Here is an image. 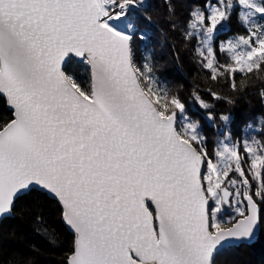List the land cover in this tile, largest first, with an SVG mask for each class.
<instances>
[{
	"label": "snow or ice",
	"instance_id": "1",
	"mask_svg": "<svg viewBox=\"0 0 264 264\" xmlns=\"http://www.w3.org/2000/svg\"><path fill=\"white\" fill-rule=\"evenodd\" d=\"M131 2L0 0V94L14 109L0 127V215L39 188L74 231L67 264H200L206 245L251 237L264 174L233 227L213 222L207 152L141 87L131 37L112 23ZM73 58L91 68L88 91L62 70Z\"/></svg>",
	"mask_w": 264,
	"mask_h": 264
},
{
	"label": "trees",
	"instance_id": "2",
	"mask_svg": "<svg viewBox=\"0 0 264 264\" xmlns=\"http://www.w3.org/2000/svg\"><path fill=\"white\" fill-rule=\"evenodd\" d=\"M209 1L148 0L141 11L128 9L125 19L130 27L136 29L130 40L136 69L139 67L145 73L154 71L155 78L161 81L153 83L166 91L180 89V92L173 94L187 106L201 129L205 130L204 135L213 139L216 129L206 120V113L211 114L216 126L222 121L221 114L228 113L230 108L233 110L229 121L230 128L236 129L247 122H251L253 126L259 123V94L264 91V60L257 68L231 75V56L220 51L219 41L232 35L247 34L237 6H233L227 17V25L218 31L212 40V50L217 59L206 67L207 59L203 50L196 45L190 21L193 14L203 11ZM142 31L150 33L144 45L138 36ZM63 70L72 76L82 89L89 90L90 70L85 62L78 63L71 59ZM219 85L227 89L221 90ZM161 95L164 96L163 93ZM225 98L232 101L231 106ZM189 102L204 115L192 113ZM168 108L166 114L177 111ZM12 119L13 112L8 108L4 96L0 94V127ZM180 124L177 120L176 129ZM178 134L187 137L183 132ZM259 171L260 176L264 174V162ZM260 205L262 208L264 203ZM62 213L58 200L40 189L34 188L19 196L12 207V215L4 217L0 222V264H67L75 237L63 222ZM261 218V229L255 242L221 250L214 257L212 264H264V212L261 213Z\"/></svg>",
	"mask_w": 264,
	"mask_h": 264
},
{
	"label": "rangeland",
	"instance_id": "3",
	"mask_svg": "<svg viewBox=\"0 0 264 264\" xmlns=\"http://www.w3.org/2000/svg\"><path fill=\"white\" fill-rule=\"evenodd\" d=\"M121 1L117 0V3ZM131 3L136 6L139 1ZM233 6H237V12L242 19L247 34L246 36L232 35L220 40L219 48L223 54L231 56L232 69H239L240 72H245L251 68H257L264 60V49L260 47V42L264 41V0H210L203 11L193 14L190 24L193 27L192 33L196 37V45L200 50H203L207 59L206 67H209L217 59L212 50V40L215 34L227 25V17ZM142 9V7L135 8L136 11H141ZM117 10L119 11V9ZM221 15L222 19H219L215 27H212L211 18ZM112 23L117 30L128 34L131 38L134 31H136L127 23L125 14L119 20L112 21ZM149 35L148 31L139 33L138 36L142 40V45L147 42ZM137 71L140 80L143 82L141 83L148 94H155L153 99L156 96L160 97L161 105L159 106L161 108L164 104L169 103L167 105L170 109H177L172 104V100L178 99L180 101V98L173 92H180V89L174 88L173 92L172 90L168 91V89L166 91L163 87L153 83V81H161L155 78L156 73L154 71H151L153 73H145L139 67ZM218 87L221 90L227 89L226 87L223 88L222 85ZM263 93L264 91H261L259 94L261 118L259 123L254 126L250 124L251 122H247L236 129L230 128L229 121L233 113L232 108H230L228 113L221 114L222 121L219 126H216L211 114L206 113V120L211 125H214L216 129V136L213 139L204 135L205 130L201 129L199 122L194 119V116L184 103H182L184 105L183 109L170 111L175 113V121L177 122L178 120L181 123L180 127L176 129L177 133L183 132L187 137L195 136L200 141V145L197 147L205 150L208 156L207 159L211 160V166L206 164L205 167V170L207 169L206 174L210 178L209 183L206 185L205 193L208 190L215 192V196L207 195V197L209 200L216 201L217 204L215 206L221 209L213 214V222L220 223L222 227L231 225L233 220L239 218L237 215L238 210L246 208L243 200L244 196L250 192L254 194L257 186H261L259 168L264 162ZM216 96L222 97L221 95ZM165 97H167L166 102L164 101ZM225 99L231 106L232 101L229 98ZM189 103L193 109L192 113L204 115L191 102ZM213 169H215V172H213ZM241 170L243 175H241ZM216 174L219 175V179H217ZM260 190H264V186H261ZM226 193L227 196L225 195ZM229 193L231 194L229 195ZM263 212L264 205L261 208L260 215Z\"/></svg>",
	"mask_w": 264,
	"mask_h": 264
},
{
	"label": "water",
	"instance_id": "4",
	"mask_svg": "<svg viewBox=\"0 0 264 264\" xmlns=\"http://www.w3.org/2000/svg\"><path fill=\"white\" fill-rule=\"evenodd\" d=\"M129 44H130V42H129ZM130 55H131V60H132L131 46H130ZM72 60H74L75 62H78V63H83L82 60H81L80 58H73ZM132 63H133V60H132ZM88 66H89V65H88ZM64 67H65V65H62V70H63ZM133 67H134V69L136 70L134 63H133ZM89 69H90V76H91V68H90V66H89ZM136 75H137V77H138V80H139V82H140L141 87L145 90L144 86L142 85V83H141V81H140V78H139V75H138V73H137V70H136ZM145 91H146V90H145ZM1 95L4 96L3 94H1ZM4 98L6 99V103H7L8 108L11 109L12 112H13V119H14V109L9 105L6 96H4ZM10 122H11V121H10ZM10 122H9V123H10ZM7 124H8V123H7ZM175 124H176V121H175V118H174V121H173V129H174V131L176 132ZM176 134H177V132H176ZM177 135H178V134H177ZM178 136H179V135H178ZM38 189H39V188H38ZM40 190H42V189H40ZM42 191H45V190H42ZM27 192H28V191H27ZM45 192H46L48 195H50L51 197H54L52 194L48 193L47 191H45ZM25 193H26V192H25ZM245 196H246V195H245ZM245 196H244L243 200H244V203L247 205V201L245 200ZM54 198H55V197H54ZM202 198H206V199L209 200V198L207 197L206 193H205V195L202 196ZM55 199H57V198H55ZM57 200H58V199H57ZM58 202H59V201H58ZM60 205H61V204H60ZM61 207H62V205H61ZM62 210H63V209H62ZM11 214H12V211H10L9 213H6V214H2V215H0V222H1V220H2L5 216H9V215H11ZM237 219H238V218H237ZM63 222L66 224V227L68 228V230L71 231V232L74 234V231L70 228V226L67 225V223L64 221V219H63ZM231 227H233V224H231V225H229L228 227H225V228H231ZM260 229H261V223L258 224V226L255 228L253 234H252L251 237L248 238V239H234V238H228V239H223L222 241H221V240H218V241L215 242V245H214V247H215V251H214V252L212 251V248H211V247H208V246L206 245L205 250H204V255H203V257H201V259H200V264H208V262H209V257H210V259H211V264H212V262H213V260H214V257L217 255V253L220 252L221 250H223V249L229 247V246H239V245H241V244H250V243L255 242V241L257 240V236H258V234H259V232H260ZM74 237H75V235H74ZM149 264H150V262H149ZM153 264H154V262H153Z\"/></svg>",
	"mask_w": 264,
	"mask_h": 264
},
{
	"label": "bare ground",
	"instance_id": "5",
	"mask_svg": "<svg viewBox=\"0 0 264 264\" xmlns=\"http://www.w3.org/2000/svg\"><path fill=\"white\" fill-rule=\"evenodd\" d=\"M137 1H139V4H138V5L133 6L132 3H130L129 5H131V6H133V7H140V6L144 3L145 0H135V1H132V2H137ZM176 22H177V21H176ZM178 22H179V21H178ZM174 23H175V22H174ZM179 24H180V23H179ZM179 24H178V25L176 24V25L179 27V26H181V25H179ZM181 24H182V23H181ZM172 25H174V24H172ZM176 25H175V26H176ZM175 26H174V27H175ZM178 27H177V28H178ZM179 29H180V28H179ZM175 30H176V28H175ZM175 54H176V53H175ZM170 56H171V55H170ZM178 57H179V56H178ZM171 58H173V57H171ZM174 62H175V61H174ZM178 64H179V63H178ZM216 92H217V91H216ZM219 94H220V93H219ZM221 94H222V93H221ZM200 96H201V95H200ZM215 96H216V95H215ZM223 96H224V95H223ZM222 99H223V98H222ZM215 104H216V103H215ZM213 105H214V104H213ZM218 107H219V106H218ZM232 114H233V113H232ZM238 118H239V117H238ZM238 118H237V119H238ZM240 124H241V123H240ZM236 125H238V124L236 123ZM236 125H235V126H236ZM239 126H240V125H239ZM236 128H237V127H236ZM214 156H215V155H214ZM248 177H249V176H248ZM248 180H249V179H248ZM250 184H251V182H250ZM252 184H253V183H252ZM250 186H251V185H250ZM252 188H253V187H252ZM251 190H252V189H251ZM242 192H243V191H242ZM246 192H247V191H246ZM244 245H245V244H244ZM241 247H242V246H241ZM248 247H250V246L248 245ZM247 250H248V249H247ZM261 250H262V249H261ZM245 252H246V251H245ZM247 252H248V251H247ZM252 254H253V253H252ZM247 255H248V254H246V256H247Z\"/></svg>",
	"mask_w": 264,
	"mask_h": 264
}]
</instances>
